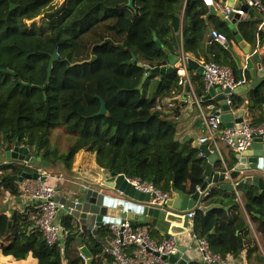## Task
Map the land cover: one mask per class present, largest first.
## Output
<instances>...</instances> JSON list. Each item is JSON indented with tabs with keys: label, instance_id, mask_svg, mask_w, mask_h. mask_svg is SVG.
Here are the masks:
<instances>
[{
	"label": "trees",
	"instance_id": "1",
	"mask_svg": "<svg viewBox=\"0 0 264 264\" xmlns=\"http://www.w3.org/2000/svg\"><path fill=\"white\" fill-rule=\"evenodd\" d=\"M126 3L127 0H0V67L16 72H0V158L5 147L18 144L41 157L43 166L38 168L47 170L62 164L73 169L76 155L89 151L95 154L100 167L112 173L141 178L169 194L174 184L185 192L189 186L191 192L202 181L206 159L199 156V147L176 138L177 110L170 113L158 109L163 98H173L179 90L177 72L166 74L158 90L151 86L150 92V77L142 90L137 86L148 72L145 65H165L163 48L171 47L177 39L173 16L185 11L183 33L189 47L191 39L201 37L194 44L203 41L201 30L208 7L202 0H135L133 9ZM40 16L44 19L37 21ZM250 21L242 23L241 29L249 39L258 37L264 45L261 21ZM220 22L225 27L226 23ZM221 33L227 40L234 36L228 29ZM222 51L226 53L227 49L222 48L218 56ZM55 52L59 57L49 71L51 54ZM93 55L94 62L76 64ZM134 56L137 63H133ZM262 58L264 66V54ZM100 97L107 113L94 116L101 108ZM263 103L264 86L253 93L252 111L256 112ZM252 116L253 124L264 121ZM56 129L75 137L64 152L53 147V142L57 144L52 139ZM26 167L31 166L0 165V190L4 187L20 194L22 173L33 171ZM252 190L246 206L253 214L264 217V194ZM196 218L198 236L208 239L213 225L219 227L221 223L220 217L210 213L205 220L202 212H196ZM8 221L7 215H0V237L7 234ZM63 221L70 229L64 252L59 245H47L38 227L27 230L31 222H22L18 215L13 244H5L4 251L17 259H25L34 251L40 264H63L64 259L66 264H87L72 236V217L68 215ZM261 224L264 226V221ZM89 248L94 258L91 264H110L112 258L105 260L109 255L102 253L99 243ZM238 250L236 243L228 248L229 252Z\"/></svg>",
	"mask_w": 264,
	"mask_h": 264
},
{
	"label": "crops",
	"instance_id": "2",
	"mask_svg": "<svg viewBox=\"0 0 264 264\" xmlns=\"http://www.w3.org/2000/svg\"><path fill=\"white\" fill-rule=\"evenodd\" d=\"M57 1L58 0H55V2ZM229 1L234 2V4L237 6L240 5L238 0ZM207 14L204 16L205 23L201 30L203 41L194 44V41H200L201 37L198 39H191V42L189 43L190 48L187 47L183 33L184 23H182L181 29L179 31H175L174 33L177 38L176 41L172 43L171 47L165 46L163 48L167 55L165 64L168 63L169 54L180 56V59H183L184 57L187 58L188 56L192 57L200 63V66L203 60L206 61L219 59L220 62L225 60L228 62L227 65H230L235 70L237 77H240L241 75L242 66L244 70V78L246 80V83L243 86H246L247 89H245L243 92L235 93V104L230 106L229 111L233 114L243 111V118L245 117V119H249L252 122V115H255L254 117L256 119L263 121L264 103L261 107L256 108L258 110H256V112L252 111L251 106H253V93L264 86V76L260 75V70H262L260 68V64L262 63L263 59L264 45L259 42L258 37L255 39H249L240 27L242 23H252L250 20L255 21V16H253L252 13H249L250 16L247 18L236 15L234 20L229 22L216 14H210L208 17ZM180 16H183L184 22V10ZM220 20L226 23L225 27L221 25ZM209 28H211V30L217 29L220 32H222V30L228 29L229 32H232L234 36H230L227 46L214 40L208 42L210 34ZM262 28L264 29V25L262 26L260 23L259 29ZM171 39L172 37H170L169 40ZM221 46L222 48L227 49V52L225 53L222 51L221 55L218 56L220 50L222 49ZM166 48L169 50V53L166 52ZM251 52H255L253 57L250 59L246 58V54ZM236 54L240 57L242 62L241 66L238 64V60L235 57ZM256 55L259 56V59L261 58V61H258ZM250 60H252L253 63L252 67H249ZM182 63V61H178L175 64V68H182V72H177V74L179 77V82L180 79H183L185 84L182 85L179 83V90L176 92V94H174L173 98L166 97L161 101V105L165 106L164 109L168 112L173 113L177 110V116H174L177 121L176 138L184 142L189 140L194 147H199L197 146L196 142L206 144L211 154L217 155L213 163V169L215 171H224L226 166L229 169L233 168L238 161L236 158L237 152L234 151L227 142L219 139L218 137H216L215 140L208 139L205 143L200 141L201 138L210 136L209 131L204 123L203 112L210 110L208 106L211 103L216 107L214 110L217 111L215 112L221 111L223 113L226 111L224 105L217 99L206 100V96L208 95L209 91L205 87L203 71L200 69L190 68L188 65L185 66ZM149 77L151 78V84L149 87L150 92L151 86L157 90L160 89L165 77L162 79L160 73H155V75ZM142 88L140 90H142ZM219 94L220 92L217 93V95ZM192 97L198 98L201 100V103L192 104L186 101ZM170 103L171 106L168 105ZM217 106H219V108H217ZM237 118L238 117L234 116V122L237 120ZM199 148L201 149V147ZM30 152L33 155L36 154L32 149H30ZM77 155H79V158L76 156V161L78 162L77 166L73 169H67L64 167L65 172L61 169H58L60 167H57L58 170L54 169L51 171H46L45 168H38L36 166V170L39 172L43 170L41 174L47 176L45 182L53 184L57 187L60 196H77L72 195V190L67 188L69 183L80 186L82 183H84V181L94 182V180L97 178H100L104 181L106 174L112 173L109 170L100 167L96 161V157L92 158V161L94 160L93 163H87L86 160L90 159L88 156V151H81ZM199 156L206 159V170L207 164L209 163V158L202 149ZM2 157L0 160H2ZM82 157H86V159L81 160ZM38 162L39 160L37 163ZM33 165L34 164H32V166ZM85 166L87 169L84 168ZM86 176H89L90 178ZM102 180L97 182H103ZM205 181H207V179H203L202 176V181L196 186V189L191 188L192 191L189 192L190 187L188 186L186 192L189 194H194L196 191L200 190L199 188ZM18 187L21 191V193L18 195L11 193L4 187H2V190H0V215L5 214L9 217V221L7 223V234L0 237V264H40L39 259L34 251H30L25 259H17L14 255L7 254L4 251L5 244H13L14 235L12 232L19 227L18 223L15 222V215H18V217L20 216L22 222H31L28 224L27 230L37 227L35 219L40 213V208L33 199L29 198L23 193L21 179H19ZM252 189L259 192L261 195L264 194V190L262 191L261 188L255 184H242L234 182L233 189L221 188L219 185L210 188V184H208L207 187L201 191L202 198L199 200L200 202H198L200 203V206L197 212H202L205 220H207V215H209V213L214 215V217H220L221 219L219 227L213 225L209 233V235L212 236V240L209 236V241L211 240L210 244L212 243V247L215 248L216 253L221 254L225 259H227V262L231 264H264V226L261 224V222L264 221V217L257 213L253 214L246 206L247 196L253 191ZM35 213L38 215L33 218ZM67 214L68 213L65 210H60L58 217L61 219L63 218L64 220V218L68 216ZM113 215L116 214L113 213ZM165 218L166 215L164 214L163 218L160 219L156 225H150L152 235L156 238H160L166 236L167 234H176L178 236L180 250L184 254L185 259L191 264H202V252L200 251L198 242L192 238L191 233V229L194 227L195 232L198 234L196 228V216L194 219H188L187 224H185L186 221L184 219L180 220L179 218H176L170 223L167 222ZM243 231H246V233H242ZM100 232L103 238H106L109 234V232H106L105 230ZM76 241L78 243V250L80 254L81 250L77 238ZM234 243L237 244L239 249L238 252H229V246ZM99 245L103 249L102 253H105V246L101 243H99ZM64 246L61 248L63 252ZM63 252L62 255L64 256ZM223 254H225V256ZM107 257H105V260L112 258L110 255ZM63 264H66L65 259L63 260ZM110 264H113L112 259Z\"/></svg>",
	"mask_w": 264,
	"mask_h": 264
},
{
	"label": "water",
	"instance_id": "3",
	"mask_svg": "<svg viewBox=\"0 0 264 264\" xmlns=\"http://www.w3.org/2000/svg\"><path fill=\"white\" fill-rule=\"evenodd\" d=\"M134 5L135 0H127L126 6L128 8L133 9ZM210 14H216L229 22L234 20L236 17L234 13H231L229 18H225L223 14L217 13L212 6L209 7L207 17ZM182 23L183 16H173L172 26L175 31H179L181 29ZM209 30L211 31V28H209ZM212 39L213 37L209 36L208 42H211ZM165 50L169 53L167 48ZM51 57V62L48 68L49 71L51 69L52 62L58 59L59 55L57 52H55L51 54ZM235 57L238 60V64L241 66L242 62L240 57L237 54ZM256 58L258 61H261V58L259 59L258 55H256ZM95 60L96 56L93 55L89 60L78 62L76 64L81 65L85 62H94ZM178 61H182L190 68L200 69L202 71L204 70L203 67L200 66V63L192 57L188 56L186 59H180V56L169 54L168 63L163 66L152 67L150 65H145V68L148 72L145 73L142 82L139 84V86H137V89L142 88L143 83L151 74L160 73L161 78L163 79L166 74L173 71L177 72L175 64ZM129 63L132 62L129 61ZM133 63H137L135 56ZM138 63L142 65L140 62ZM252 65V60H250L249 67H252ZM241 68L240 77L242 78L244 77V70L242 66ZM0 72L16 75V72L9 68L0 67ZM260 75L264 76L263 69L260 70ZM245 89H247L246 86H240L235 89V93L243 92ZM219 92L220 94L217 95ZM228 92L229 89L221 92L220 87L214 85L209 89L206 100L216 95L215 99L220 101L226 110L225 112L221 113V117L225 125L233 126L237 124L240 126L241 122H243L244 112L239 111L238 113L233 114L229 111L230 105L227 104ZM100 99L101 108L97 113L94 114V116L104 115L107 113L106 103L101 97ZM155 113L160 114L159 111H156ZM234 116L238 117L235 122L233 120ZM196 144L197 146L201 147L206 156L209 158V163L207 164L206 170L203 174V179H207V181H205L200 187V190L196 191L194 194H189L177 188V186L174 184L172 196L167 200L163 207H157L150 202L152 197H154L153 194L137 190L128 181L124 174L117 175L116 173L106 174L105 180L103 182L90 183L88 181H84V183L80 185L82 190L81 195L72 191V195L77 196H59V200L65 203L66 208L71 212V217L75 225L72 236L77 238L81 252L87 256V264H91L94 260L89 245L95 242L106 245V239L105 237L103 238V236L100 234V231L105 230L106 232H109L108 226L113 222H118L121 218L124 220L128 217L134 225H156L165 214V220L167 222L171 223L174 219L179 218L180 220L184 219L186 221L185 224H187L188 217L184 214L192 209L196 211L199 210L197 205L199 204L198 202H200L199 200L202 198L201 191H203L208 184H210V188L219 185L221 188L233 189V182L242 184L252 183L259 186L262 191L264 190V136L256 137L250 147L241 153H237V164L230 169L226 166L224 171H215L213 169V163L217 155L211 154L206 144H201L200 142H196ZM2 156L3 157L2 160H0V165H13L15 163H20L24 165L29 164L32 166L36 160H41V157L37 156V153L33 155L30 152L29 147L19 146L18 144H16L13 148L5 147ZM23 177L35 179L40 178L41 180H46L47 178L46 175L41 174V172L38 170L23 172L20 179L22 180ZM113 213L119 216L113 215ZM169 235L170 234H167L166 236ZM169 259L171 261H176L177 257L171 256ZM179 264H186V260H181ZM223 264L231 263L227 262Z\"/></svg>",
	"mask_w": 264,
	"mask_h": 264
},
{
	"label": "built area",
	"instance_id": "4",
	"mask_svg": "<svg viewBox=\"0 0 264 264\" xmlns=\"http://www.w3.org/2000/svg\"><path fill=\"white\" fill-rule=\"evenodd\" d=\"M202 1L208 8L214 7L216 12L223 14L225 18H229L231 13L247 18L250 16L249 13L252 12L256 19L261 20V25H264V0H238V3H240L238 6L229 0ZM209 36L213 37L212 40L227 46V36L219 30L212 29ZM254 54L255 52L247 53L246 58L250 59ZM182 64L186 66L185 63ZM201 66L204 69L203 80L206 89L209 91L214 85L219 86L221 92L229 89L227 104L232 106L234 104L235 89L246 83L245 78L237 77L231 66L219 64L214 60H203ZM176 68L177 72H182L181 67ZM260 68L264 69L262 63ZM179 83L184 85L185 81L180 79ZM215 97L216 95L207 100L215 99ZM186 101L192 104L201 103V100L196 97L189 98ZM168 105L171 106V103ZM208 107L210 110L203 112V119L210 136L201 138L202 143H205L208 139L215 140L218 137L227 142L234 151L241 153L253 144L256 137L264 136V121L256 125L244 117L240 126L237 124L226 126L221 117L222 112H215L217 110H214V104L210 103ZM164 108L165 106H158L160 110ZM127 179L137 190L153 194L154 197L150 202L157 207H163L172 196V194L163 192L154 184L145 182L141 178L127 177ZM22 191L33 199L40 208V213L35 221L47 245L51 247L64 246L70 235V229L64 223L63 218L58 217L59 211L65 210L68 213L67 215H71V212L66 208V204L59 200L60 195L57 187L40 178L23 177ZM199 204H196L198 208ZM196 212L192 209L184 215L190 220L195 218ZM108 228L110 235L105 238L104 251L112 257L113 264H179L181 260L185 259L180 250L176 234L171 233L169 236L156 238L151 233L150 225H134L128 217L111 223ZM191 233L192 238L198 242L202 252V264L227 263V259L212 250L207 237H199L194 227L191 229ZM81 256L86 259L83 253H81ZM171 256H176L177 260L171 261L169 259ZM186 264L191 263L186 260Z\"/></svg>",
	"mask_w": 264,
	"mask_h": 264
},
{
	"label": "rangeland",
	"instance_id": "5",
	"mask_svg": "<svg viewBox=\"0 0 264 264\" xmlns=\"http://www.w3.org/2000/svg\"><path fill=\"white\" fill-rule=\"evenodd\" d=\"M62 0H59V3L61 2ZM42 19H44V17L43 16H40V17H38L37 18V21H41ZM62 129H56V130H54L53 132V136H52V139L53 140H55V141H57V144L55 143V142H53V147L55 148V150H59L60 149V151L61 152H64V151H66L67 150V148H68V144L70 143V141L71 142H74V139H75V137H74V135H67L66 133H63V130L61 131ZM55 145V146H54ZM82 152H85V151H82ZM81 154V153H80ZM77 156V158H79V155H76ZM88 156H89V158L90 159H87L86 160V162L87 163H93L94 162V160L92 161V158H95V154L93 153V152H89L88 151ZM84 159H86V157H82L81 158V160H84ZM40 161V160H39ZM77 161H76V159H75V161H74V163H73V168L74 167H76L77 166ZM34 165L33 166H31V167H26V168H28V169H31V170H33V171H35L36 170V166H43L40 162H38L37 163V161H35L34 163H33ZM58 167H60V168H58V169H61V170H63L64 172H65V170H64V165H59ZM85 169H87V167L85 166L84 167ZM58 170L57 169V167L56 168H50V166L49 167H47V170L48 171H51V170ZM46 170V171H47ZM43 171V170H42ZM41 171V172H42ZM83 174V173H82ZM83 177V176H82ZM86 177H89V176H86ZM90 178V177H89ZM102 179H100V178H97V179H95L94 180V182H97V181H101ZM103 181V180H102ZM90 183H92V182H90ZM68 189H71L72 191H74V192H76L77 194H79V195H81V193H82V190H81V188H80V186L79 185H75V184H72V183H69V185H68V187H67ZM151 230V229H150ZM108 234V233H107ZM107 234H105V235H107ZM108 235H110V234H108Z\"/></svg>",
	"mask_w": 264,
	"mask_h": 264
},
{
	"label": "clouds",
	"instance_id": "6",
	"mask_svg": "<svg viewBox=\"0 0 264 264\" xmlns=\"http://www.w3.org/2000/svg\"><path fill=\"white\" fill-rule=\"evenodd\" d=\"M71 216V215H70ZM59 246H61V245H59ZM105 246V245H104ZM62 247V246H61ZM105 252V251H104ZM82 253V252H81ZM81 253H80V255H81ZM85 255V254H84ZM83 258V257H82ZM84 259V258H83ZM84 260H87V256H86V259H84ZM112 263H113V260H112Z\"/></svg>",
	"mask_w": 264,
	"mask_h": 264
},
{
	"label": "bare ground",
	"instance_id": "7",
	"mask_svg": "<svg viewBox=\"0 0 264 264\" xmlns=\"http://www.w3.org/2000/svg\"><path fill=\"white\" fill-rule=\"evenodd\" d=\"M37 215H38V214H37V213H35V214L33 215V218H34V217H36Z\"/></svg>",
	"mask_w": 264,
	"mask_h": 264
}]
</instances>
